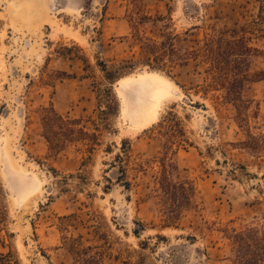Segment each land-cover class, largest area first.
Segmentation results:
<instances>
[{"label": "rangeland", "instance_id": "obj_1", "mask_svg": "<svg viewBox=\"0 0 264 264\" xmlns=\"http://www.w3.org/2000/svg\"><path fill=\"white\" fill-rule=\"evenodd\" d=\"M140 6L149 17L141 35L157 42L169 35L178 52L213 30L250 27L249 44L258 50L249 70L263 74L244 94L256 111L249 130L264 131V0ZM128 10L126 0H0V264H74L65 237L93 246L100 264H235L227 227L248 235L245 257L255 258L247 241L264 238V149L245 147L248 128L237 125L222 91L201 90L202 62L165 50L167 66L149 64L146 44L133 40ZM149 73L177 94H167L159 108L158 95H150L146 113L131 117L117 85ZM108 87L117 113L107 108ZM50 105L98 134L90 154L74 141L49 152L42 108ZM169 111L183 120L186 139L168 154L173 177L193 184L195 194L192 207L166 225L156 203L158 160L165 156L157 128ZM122 141L131 164L120 177L115 157ZM139 162L143 168L133 166Z\"/></svg>", "mask_w": 264, "mask_h": 264}, {"label": "trees", "instance_id": "obj_2", "mask_svg": "<svg viewBox=\"0 0 264 264\" xmlns=\"http://www.w3.org/2000/svg\"><path fill=\"white\" fill-rule=\"evenodd\" d=\"M126 1L131 6V10H128V13H130L129 22L132 23L133 40L146 44V48L151 55L149 64H153V66L158 68L159 66H167L161 59V52L165 50L173 54L176 53L175 55L183 62L188 58L202 62L204 65V76L201 90L204 92L209 90L222 91L223 99L234 105L237 114V125L248 128L246 132L247 139L243 142L245 147L253 152H261L264 149V131L252 133L249 130V118L255 117L256 111L251 109L250 106L254 100L245 97L244 94L246 89L250 88V83L259 80V74H263L251 73L249 70V58L254 51L258 50L249 44L247 33L250 27L234 25L233 27L213 30L211 33H205L201 44L190 50L186 49L184 50L185 52H178L174 48L169 35H163L164 39L159 42L141 35L139 26L149 17L142 13L141 0ZM101 69L108 74L105 67ZM62 74L69 76L65 72H62ZM107 78L109 77L107 76ZM106 90L109 97L107 108L117 113L119 104L116 95L111 87ZM42 111L43 136L48 143L49 152H58L65 146L66 142L71 141L79 142L85 153L90 154L95 149L98 134L95 131L86 130L81 125V119L63 118L55 112L52 105L43 107ZM104 126L108 127L109 123L105 122ZM157 133L164 139L162 148L165 156L158 160L159 172L156 177V203L158 211L162 213L163 221L166 225H169V223L179 218L183 209L192 207L195 188L193 184L187 181L174 179L173 173L176 170V165L168 155L169 153H174L173 145H181L182 142L186 141L183 120L173 111H169L158 122ZM123 143L125 141H122L121 153L115 157V162L119 166L120 177L126 174V168H129L131 164L130 151ZM133 166H136L135 168H143V163H135ZM124 182L127 187L128 181ZM1 218L2 213H0V220ZM247 231L249 233L251 229H247ZM226 232H228L231 240L236 245L235 249L238 257L235 264H264V238L253 237L254 243L247 241L249 247L255 250L253 252L255 253V258L247 259L244 245L245 238H248V235L243 231H237L235 227H227ZM135 234L137 235V233ZM65 240L68 249L74 256V264H100V253L99 251H93V246H84L81 240L75 237H65ZM6 257L7 260H12L10 254ZM3 261L4 259L1 257L0 262Z\"/></svg>", "mask_w": 264, "mask_h": 264}, {"label": "bare ground", "instance_id": "obj_3", "mask_svg": "<svg viewBox=\"0 0 264 264\" xmlns=\"http://www.w3.org/2000/svg\"><path fill=\"white\" fill-rule=\"evenodd\" d=\"M123 81L124 80H122V82ZM117 88L121 93L125 110L131 117L143 116L146 113L147 109L150 107L148 101L150 95L154 96V98L158 95V101L155 106L159 108V102L162 98L168 96L167 94L174 96L178 91L168 80L156 74H150L146 78H138L123 85L118 84ZM158 91H160V93ZM146 123L145 121L140 123V125H146Z\"/></svg>", "mask_w": 264, "mask_h": 264}, {"label": "water", "instance_id": "obj_4", "mask_svg": "<svg viewBox=\"0 0 264 264\" xmlns=\"http://www.w3.org/2000/svg\"><path fill=\"white\" fill-rule=\"evenodd\" d=\"M188 104H189L190 106H195L193 101H188Z\"/></svg>", "mask_w": 264, "mask_h": 264}]
</instances>
